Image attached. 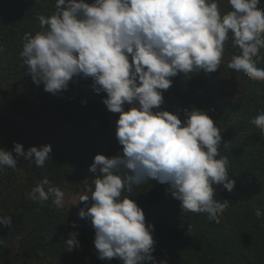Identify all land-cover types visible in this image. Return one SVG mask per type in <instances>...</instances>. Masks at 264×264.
I'll return each mask as SVG.
<instances>
[{"label": "clouds", "instance_id": "clouds-1", "mask_svg": "<svg viewBox=\"0 0 264 264\" xmlns=\"http://www.w3.org/2000/svg\"><path fill=\"white\" fill-rule=\"evenodd\" d=\"M55 0V11L38 15L40 31L25 33L23 66L36 85L58 95L75 80L91 79L95 93H106L103 104L119 113L118 155L97 154L90 166L91 185L79 202L91 201L79 211L95 229L94 245L101 260L123 264H158L153 253L154 225L146 224L143 209L130 195L149 181L168 185L166 192L180 201L182 213H205L219 223L230 202L214 199V185L231 192L230 162L219 151L221 128L207 112L185 109L186 119L160 109L163 91L183 73L211 74L222 63L225 43L239 49L227 67L264 82L257 62L264 49V11L260 0ZM4 52L0 45V53ZM83 103H86L84 101ZM131 105L125 110V105ZM250 123L264 135V112ZM13 151L0 148V168L15 169L18 158L44 167L51 159L50 144L30 147L14 142ZM87 185V180L84 181ZM47 186V189L45 188ZM128 193L129 195H125ZM64 192L45 178L31 190L30 199L62 208ZM257 218L264 211L257 208ZM0 224L12 227L11 216ZM73 227H77L73 222ZM192 227L188 225L187 234ZM64 243L68 251L79 247L78 233ZM165 264V262H159Z\"/></svg>", "mask_w": 264, "mask_h": 264}, {"label": "trees", "instance_id": "trees-1", "mask_svg": "<svg viewBox=\"0 0 264 264\" xmlns=\"http://www.w3.org/2000/svg\"><path fill=\"white\" fill-rule=\"evenodd\" d=\"M219 6L222 12L231 10L227 0H219ZM259 7L264 11V0ZM54 11L55 0H0V148L16 157L14 142L23 144L25 152L52 146L44 167L19 157L15 169L0 168V216L13 219L12 227L0 224V264H123L118 258H98L95 229L79 216L84 206L57 208L51 199L43 205L30 199L33 187L45 178L74 194L89 193L94 157L122 152L115 135L119 113L107 109L102 102L107 94L95 93L90 78H79L67 91L53 95L36 85L23 66L24 34L40 31L37 16ZM238 53L229 39L220 69L178 74L163 91L160 109H153L179 114L182 122L185 109L207 112L221 128L227 146L219 151L228 157L235 181L231 192L214 185V199L231 203L219 223L205 213H182L166 184L153 180L134 189L130 195L143 209L146 224L154 225L158 264H264V216L255 215L257 208L264 211V135L250 123L264 112V82L227 67ZM260 55L264 57V49ZM257 66L264 68V59ZM71 232L78 233L80 244L68 251L64 242Z\"/></svg>", "mask_w": 264, "mask_h": 264}, {"label": "rangeland", "instance_id": "rangeland-1", "mask_svg": "<svg viewBox=\"0 0 264 264\" xmlns=\"http://www.w3.org/2000/svg\"><path fill=\"white\" fill-rule=\"evenodd\" d=\"M127 105V104H126ZM129 108L131 107V105H127ZM63 192H64V204L63 207H78V206H85V204L87 203L88 205H90L91 201H87V202H79L80 200V196L83 194H87L90 196L89 193H81V194H74L72 193L69 189L67 188H60Z\"/></svg>", "mask_w": 264, "mask_h": 264}]
</instances>
